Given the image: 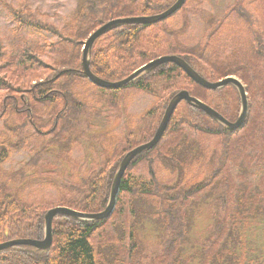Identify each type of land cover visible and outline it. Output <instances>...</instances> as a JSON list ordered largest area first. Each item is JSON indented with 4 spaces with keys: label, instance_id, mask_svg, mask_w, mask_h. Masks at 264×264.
Masks as SVG:
<instances>
[{
    "label": "trees",
    "instance_id": "trees-1",
    "mask_svg": "<svg viewBox=\"0 0 264 264\" xmlns=\"http://www.w3.org/2000/svg\"><path fill=\"white\" fill-rule=\"evenodd\" d=\"M175 1L79 0L61 29L38 20L36 13L6 5L15 29L8 38L9 51L3 41L0 42V243L15 239L41 240L44 216L51 208L66 207L87 214L103 211L122 156L151 139L169 100L179 91H187L225 119L236 120L240 103L232 86L207 90L171 63L159 66L122 89L97 88L107 95H98L97 99L104 104L94 111V103L87 97L88 86L92 84L82 75L81 65L82 47L87 38L111 20L155 15ZM193 3L196 0H185L181 9L164 21L152 25H125L103 35L92 47L89 68L97 77L117 82L152 60L174 55L209 82L233 76L243 84L248 101V116L243 128L228 131L201 110L181 102L156 147L137 156L124 172L109 218L77 221L56 217L52 221V242L48 249L12 247L0 252V264H103L100 253L103 248L115 244L119 252L111 226L120 218L129 217L133 202L139 198L162 211L170 239L171 264H179L177 255L189 231L185 210L199 199L209 197L211 191L220 205L208 227L209 235L198 243L203 258L192 264H221L223 261L232 264L233 255L226 245L230 238L237 241L247 233L242 214L247 207L250 209L247 200H241L240 184L234 186V177H242L239 182H247L244 175L236 171L249 173V167L257 169L248 166L247 161L263 160L264 154V31L253 30L250 43L239 47L235 41L237 32L228 26L218 32V25L203 45L198 41L189 44L184 32L170 23L178 16H188ZM233 11L240 21L253 26L254 11L247 10L242 0ZM230 33L234 40L226 38ZM41 34H49L57 40L49 43ZM38 39L41 42H36ZM226 47L231 48L227 54L221 51ZM250 52L254 60L246 58ZM45 53L49 60L42 58ZM231 90L236 98L235 105L228 98ZM135 93H145L153 100L140 114L126 115L123 110ZM110 108L119 115L121 126L118 130L113 127L95 134L93 130L99 123L101 111L107 115L106 123L110 121ZM85 115L88 117L84 120ZM87 133L93 151L90 166L79 177L73 176L68 185H62L63 189H58L55 197H23L22 190L30 183L32 175L42 176L46 183L52 181L51 176L42 174L44 165H38L44 153L63 142L76 144L83 137L88 138ZM31 134L40 140L41 146L30 149L32 154L24 167L17 171L5 170L13 153L12 146ZM211 139L216 150L211 154L218 163L210 168L208 177L199 181L192 157L197 153L201 156L200 153L206 151L203 143ZM189 142L192 145H188ZM64 159L72 170H79L80 164L76 165L67 155ZM159 160L163 164L172 163L173 182L159 179L154 167ZM242 160L246 167L240 165ZM140 165L146 166L145 173L134 170H139ZM27 167H30V174ZM245 189L253 190V187L246 185ZM261 204V201L254 204L255 215L264 214ZM130 236L131 233L127 236L129 252L135 249ZM252 246L255 248L254 244ZM263 253L254 254L255 264L258 255ZM117 254L114 264L123 261L122 253ZM238 254L237 264H245L247 252L243 245Z\"/></svg>",
    "mask_w": 264,
    "mask_h": 264
},
{
    "label": "rangeland",
    "instance_id": "rangeland-1",
    "mask_svg": "<svg viewBox=\"0 0 264 264\" xmlns=\"http://www.w3.org/2000/svg\"><path fill=\"white\" fill-rule=\"evenodd\" d=\"M238 1L239 0H196V3L191 5L190 14L188 16L185 18L178 16L170 25H172L173 28H179L183 31L184 38L189 44H194L198 41L201 45L204 44L208 36L218 25H220L218 32L226 30L227 26L229 28L232 27V30L234 29L237 32V37L235 38V41L238 43L237 45L243 47L245 44L247 45L250 43L253 30L264 31V0H242V5L247 10L250 12L254 11V24L252 27L240 21L234 14L233 9ZM78 2L79 0H0V42L3 41L4 47L8 51L10 50L8 38L11 36L12 30L15 29V24L6 9V5L11 6L15 10L21 9L22 11L36 13L38 20L50 23L61 29ZM225 24L227 25L225 26ZM232 33L228 34L226 38H233ZM41 35L47 39L49 43L57 40V37L49 34ZM223 36L224 34H222L221 38H224ZM36 42L39 43L41 40L38 39ZM230 49V47H226L221 51L227 54ZM12 51L15 52V49ZM42 58L45 60L50 59L47 53H45ZM246 58L251 60L255 59L251 52L247 54ZM97 88L113 91V89H102L93 84L92 86H88L89 93L87 97L91 103H94V111L104 104L103 101L97 99L98 95H107L106 92L98 90ZM126 91L127 89L124 90V92ZM228 98L231 100V103L235 105L236 98L232 90L229 92ZM152 100V97L145 93H135L133 97L128 100V103H130L128 111L136 115L149 107ZM101 112L99 116L100 119L97 120L99 123H96L98 126H102L106 123L107 115L104 114L103 111ZM237 113H239V109ZM87 117L88 115H85L83 119L85 120ZM81 128L85 130L83 124ZM87 134L88 138L83 137L79 142H76V144L70 145L63 142L56 148L51 149V151L44 153L43 159L39 161L38 165H44L42 174L51 176L52 181L51 183H46L44 181L46 179L42 176L32 175L28 180L30 183L22 190L23 197L27 199L55 197L57 190L63 189L62 185H68V182L71 181L73 176L79 177L84 169L90 166V157L93 154L90 147L89 133ZM37 145L41 146L40 140L32 137V134L27 136L26 139L18 140L12 146L13 153L9 162L5 164L4 169L17 171L24 167L30 160L32 154V150L30 149ZM188 145L192 144L189 142ZM202 146L210 153L205 151L200 153L201 156L197 153L196 156L192 157L194 159V173L196 170L198 173L197 180L199 181L208 177L210 168L212 169L213 166L218 163L216 158L213 160L211 154L212 151H216L214 149V140H206ZM65 155L74 160L76 165L80 164L79 170L75 171L69 167V162L64 159ZM191 156L192 154L190 157ZM262 158L263 160L257 161L249 159L247 161L248 166L256 167L257 169L249 167V173L243 170L236 171L240 175H244L247 182H239L242 177H238L237 179L234 177V186L240 184L238 194L242 197V201L247 200L250 209L248 210L247 207V210H244L242 214V219L246 221L247 224V233L237 238V241L234 238H230L226 245L227 249L230 250L233 255V257H231L232 264H237V257L240 256L238 252L240 251L241 245H243V248L247 252L245 264L248 261L251 262V264H255L254 254L264 252V214L255 215L254 209V204L258 205L259 201L263 202L261 205L264 206V154ZM243 161L244 160L240 162V165L246 167ZM154 167L161 181H174L175 173L172 172L171 162L167 161L163 164L161 160H159L157 165L154 164ZM29 168L30 167H27L28 174H30ZM145 169V165H140L139 170H134L145 173V171H147ZM233 174H235L234 171ZM244 185L252 186L254 191L245 189ZM214 194L217 196V190H215ZM217 205H220V200L214 197L211 191L209 197L205 196L199 199L197 204L191 205L189 209L187 208V210H185V221L189 219V231L188 236L186 235L187 239L182 244L177 255V260H180L179 264H192L193 262L202 260L203 254L200 252L198 243L201 239L209 235L208 227L213 223L214 214L218 212ZM262 212H264V208ZM120 219L119 222L111 226L113 235L118 240L119 252L122 253L121 259H123V261L118 264H171L170 239L167 236V228L165 227L163 213L158 206L150 204L145 199L139 198L133 202L129 217L125 216ZM129 227L131 229H129ZM250 228L251 230L249 231ZM130 233V238L135 243V249L131 252L127 249V236H129ZM241 242L243 244H241ZM252 244L255 245V248H253ZM119 252L115 244L103 248L100 251L103 264H114V261L118 259L117 253ZM187 260H189L190 263H188ZM221 264H225L224 261ZM257 264H264V253L258 255Z\"/></svg>",
    "mask_w": 264,
    "mask_h": 264
},
{
    "label": "water",
    "instance_id": "water-1",
    "mask_svg": "<svg viewBox=\"0 0 264 264\" xmlns=\"http://www.w3.org/2000/svg\"><path fill=\"white\" fill-rule=\"evenodd\" d=\"M184 3L185 0H176L170 7H168L166 10H164L161 13L151 16L115 19L105 23L104 25L96 29L87 38V40L85 41L82 47V58H81L82 75H84L91 84L96 85L99 88L116 90L129 85L139 77L152 72L153 70L157 69L159 66L163 64H168V63L175 64L190 78L191 81H193L197 85L207 90L216 91L223 89L226 86H232L237 92L240 103L239 113L237 115L236 120L229 121L225 119L220 113L215 111L213 108L204 104L197 98L190 96L187 91L185 90L179 91L169 100L152 138L148 142L141 144L135 147L134 149L128 151L120 160L112 181L108 203L103 211L96 214H87V213L77 212L66 207L51 208L46 212L44 216V231H43V238L41 240L15 239V240L3 242L0 243V252L16 246H27L42 251L48 249L52 242V221L56 217H65L77 221H101L109 218L115 208L116 198L119 193V186L125 170L137 156H139L144 152L150 151L159 143L160 139L162 138V135L166 130L171 115L175 111L178 104H180L181 102L184 101L191 107L201 110L202 112H204V114L207 117L217 122L219 125H221L228 131H237L243 128L246 118L248 116V101L243 84L235 77L228 76L217 82H209L205 80L203 77H201L197 72H195L183 59L174 55L163 56L155 60H152L147 64L141 66L137 70H135L131 75H129L124 80H120L117 82H110L103 80L97 77L95 74H93L89 68V55L93 44L98 38L121 26L152 25L164 21L167 18L171 17L179 9H181Z\"/></svg>",
    "mask_w": 264,
    "mask_h": 264
},
{
    "label": "flooded vegetation",
    "instance_id": "flooded-vegetation-1",
    "mask_svg": "<svg viewBox=\"0 0 264 264\" xmlns=\"http://www.w3.org/2000/svg\"><path fill=\"white\" fill-rule=\"evenodd\" d=\"M128 107H129V105L128 106H126L125 107V109L123 110V112L127 115L128 113H130L129 111H128ZM141 113V112H140ZM140 113H137L136 115H138V114H140ZM131 114V113H130ZM108 115H109V122H107V123H105L104 125H102V126H98V125H95V128H94V130H93V132L96 134V133H102V132H106L107 130H110L112 127H115L114 129H117L118 130V128H119V126H121V122H122V120L120 119V118H118V114H117V112L115 111V110H113L112 108H110L109 109V112H108ZM104 134V133H103ZM132 149H134V148H132ZM131 149V150H132ZM152 150V149H151ZM130 151V150H129ZM127 153V152H126ZM125 155V154H124ZM123 155V156H124ZM122 156V157H123ZM132 163V162H131ZM131 163H130V165H131ZM129 165V166H130ZM129 166H128V168H129ZM127 168V169H128Z\"/></svg>",
    "mask_w": 264,
    "mask_h": 264
}]
</instances>
